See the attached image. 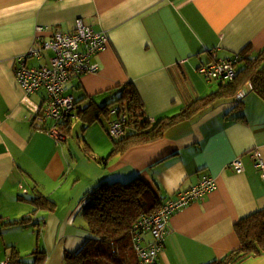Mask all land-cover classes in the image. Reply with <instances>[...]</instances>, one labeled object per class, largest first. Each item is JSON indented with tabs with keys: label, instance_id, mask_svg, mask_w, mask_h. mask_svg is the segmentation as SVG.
I'll return each instance as SVG.
<instances>
[{
	"label": "crops",
	"instance_id": "0c3cea01",
	"mask_svg": "<svg viewBox=\"0 0 264 264\" xmlns=\"http://www.w3.org/2000/svg\"><path fill=\"white\" fill-rule=\"evenodd\" d=\"M77 18L105 32L108 45L93 59L96 72L65 84L73 110L102 107L119 95L117 88L131 84L145 117L156 122L218 89L222 82L206 81L195 68L239 53L253 57L264 48V0H0V256L12 258L13 249L15 264H34L37 250L44 253L42 264H63L64 253L88 236L82 209L103 183L140 178L166 203L207 175L216 189L170 217L157 264H207L238 249L236 223L264 207V182L253 161L254 151L264 161V102L250 88L242 96L239 89L162 138L111 158L121 137L109 134L112 120L106 134L96 122L81 132L83 145L70 137L58 143L45 131L49 121L41 125L22 104L14 71L36 26L49 28L39 34L48 39L53 31H73ZM40 60L28 57L26 65ZM43 95L31 99L40 103ZM115 107H108L109 118H116ZM120 118L127 122L125 113ZM235 159L242 173L230 167ZM40 196L54 203L52 210L30 203ZM21 219L29 223L4 226ZM142 238L151 241L149 234ZM240 264H264V256Z\"/></svg>",
	"mask_w": 264,
	"mask_h": 264
},
{
	"label": "trees",
	"instance_id": "16d2710c",
	"mask_svg": "<svg viewBox=\"0 0 264 264\" xmlns=\"http://www.w3.org/2000/svg\"><path fill=\"white\" fill-rule=\"evenodd\" d=\"M240 55L244 58L239 63H243L244 66L236 71L233 80L219 84L215 92L205 98L194 100L174 116L150 122L145 117L142 102L131 84L117 88L120 91L119 95L102 107L90 104L81 110L72 108L71 113L76 110L75 120L82 125L81 131L97 122L101 116L110 119V122L112 120L115 124H119L123 132L126 126L132 127L129 133L113 142L111 158L132 146L162 138L168 128L192 118L194 114L220 98L233 97L246 83L250 84L251 91L264 102V48L253 57ZM111 105L116 106L114 114L117 119L114 116L113 119L109 118L112 110L109 106ZM122 112L127 115L126 123L120 118ZM70 123L71 121L68 120L61 126V131L66 136L69 134ZM108 158L101 159L100 162L104 164ZM163 200L157 195L156 188L140 178L122 183L101 184L90 195V201L82 209L86 223L84 230L88 236L75 252L64 253L63 264H139L131 240L133 225L141 216L150 215L156 211L162 205ZM30 203L37 209L52 210L54 207V203L42 196L30 200ZM28 223V219H21L6 223L4 226H23ZM234 231L239 241L238 249L207 264H240L249 257L264 256V207L240 218ZM39 238L40 230L36 231V244ZM11 252V259L15 264L18 253L13 249ZM32 256L34 264L43 263V252L34 250Z\"/></svg>",
	"mask_w": 264,
	"mask_h": 264
},
{
	"label": "built area",
	"instance_id": "2783aa9c",
	"mask_svg": "<svg viewBox=\"0 0 264 264\" xmlns=\"http://www.w3.org/2000/svg\"><path fill=\"white\" fill-rule=\"evenodd\" d=\"M48 29L47 26H36L32 46L19 60L14 78L23 93L22 104L35 114L34 120L41 125L44 126L49 121L50 126L46 127V133L56 142L62 143L67 140V136L61 131V126L74 118L71 113L72 97L65 94V84L71 78L98 70V63L93 59L106 49L108 38L105 32L95 31L81 18L75 20L73 31H53L48 39H42L39 34ZM45 50L53 53L46 64L26 66L28 57L40 58ZM243 58L240 54H234L227 59L203 64L194 71L208 82H228L235 78V67ZM249 88L250 85L246 84L240 91V96ZM41 90L44 91L42 100L40 103H35L31 95ZM109 134L119 138L123 135L121 126L112 124ZM253 161L260 169L264 182V161L257 151L253 152ZM230 167L236 173L243 172L238 159L233 160ZM215 189L214 177L203 176L197 184L177 193L175 198L163 203L152 214L141 216L134 223L131 231L132 246L139 264H157V254L163 246L170 217L190 204L203 200ZM145 232L152 238L149 243H145L142 238ZM0 264H13V262L8 256H0Z\"/></svg>",
	"mask_w": 264,
	"mask_h": 264
},
{
	"label": "rangeland",
	"instance_id": "374dc122",
	"mask_svg": "<svg viewBox=\"0 0 264 264\" xmlns=\"http://www.w3.org/2000/svg\"><path fill=\"white\" fill-rule=\"evenodd\" d=\"M52 55H53V53H52L50 50H45V51H43L42 56H41L40 58H38V59H41V60H40L41 62H40V64H39L38 66L43 65V64H46V63L48 62L49 58H50ZM34 58H36V57H34ZM26 66H27V65H26ZM243 66H244L243 63H238V64L236 65V67H235L236 71L239 70V69H241ZM28 67H29V66H28ZM213 82H216V81H213ZM218 87H219V83L217 84V88H218ZM40 92H42V93L44 94V91H43V90L38 91V92H36V93H40ZM33 94H34V93H33ZM33 94H32V95H33ZM32 95H31V96H32ZM109 107H111V106H109ZM76 113H77L76 110L73 111L74 118L71 120V123H70V129H69V131H68L69 136L67 135V139H68V137H70V138L73 139L74 142L80 144V143H82L81 140H83V135H82L81 132H84V131L86 130L87 127L85 128L84 131H81L82 125H81L79 122H77V121L75 120V118H76V115H75V114H76ZM109 120H110V119H107V118L101 116V117L99 118V120L95 123V126H94V127H98V128L102 131V133L106 134V133H105V130L108 129V126H109V124H110V121H109ZM88 127H90V126H88ZM112 139H114V138L111 137L110 140H112ZM81 145H83V143H82Z\"/></svg>",
	"mask_w": 264,
	"mask_h": 264
},
{
	"label": "clouds",
	"instance_id": "9594fccd",
	"mask_svg": "<svg viewBox=\"0 0 264 264\" xmlns=\"http://www.w3.org/2000/svg\"><path fill=\"white\" fill-rule=\"evenodd\" d=\"M246 84H249V83H246ZM246 84H245V85H246ZM245 85L241 88V90L245 87ZM249 85H250V84H249ZM241 90H240V91H241ZM250 90H251V86H250Z\"/></svg>",
	"mask_w": 264,
	"mask_h": 264
}]
</instances>
